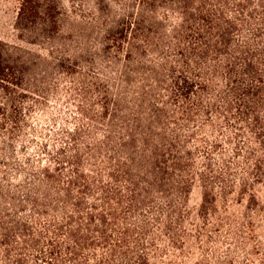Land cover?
I'll return each mask as SVG.
<instances>
[{
  "label": "trees",
  "instance_id": "16d2710c",
  "mask_svg": "<svg viewBox=\"0 0 264 264\" xmlns=\"http://www.w3.org/2000/svg\"><path fill=\"white\" fill-rule=\"evenodd\" d=\"M65 1L20 0L48 55L0 40V264L205 259L264 211V0Z\"/></svg>",
  "mask_w": 264,
  "mask_h": 264
},
{
  "label": "rangeland",
  "instance_id": "374dc122",
  "mask_svg": "<svg viewBox=\"0 0 264 264\" xmlns=\"http://www.w3.org/2000/svg\"><path fill=\"white\" fill-rule=\"evenodd\" d=\"M65 3L66 6H69L67 0ZM19 7L20 0H2L0 2V40L30 51L34 55H48L49 43L44 46L33 44L30 42L33 40V36L18 29ZM77 22L71 21L74 29H79V25H76ZM70 29L63 30V38L69 37L72 32ZM260 196L264 201V188L261 189ZM201 203L202 190L199 185H196L191 194L189 209L194 221L203 225L204 219L199 217ZM219 206L218 214L210 217L211 224L207 232L209 234L207 239L209 253L205 259L199 255L189 262L200 264L204 259L203 264H264V211L254 215L251 219L246 213V208L238 204L236 197L230 199L227 207L223 204ZM229 218L234 221L229 223ZM248 234L251 235V239H248ZM232 235L236 237L234 240L231 238Z\"/></svg>",
  "mask_w": 264,
  "mask_h": 264
}]
</instances>
